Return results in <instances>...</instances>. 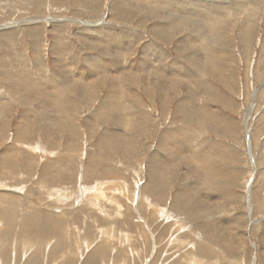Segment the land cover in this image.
Wrapping results in <instances>:
<instances>
[{
    "label": "rangeland",
    "instance_id": "rangeland-1",
    "mask_svg": "<svg viewBox=\"0 0 264 264\" xmlns=\"http://www.w3.org/2000/svg\"><path fill=\"white\" fill-rule=\"evenodd\" d=\"M0 264H264V0H0Z\"/></svg>",
    "mask_w": 264,
    "mask_h": 264
},
{
    "label": "bare ground",
    "instance_id": "bare-ground-1",
    "mask_svg": "<svg viewBox=\"0 0 264 264\" xmlns=\"http://www.w3.org/2000/svg\"><path fill=\"white\" fill-rule=\"evenodd\" d=\"M51 103V102H50ZM102 143V142H101ZM101 195V194H100ZM158 218V217H157ZM129 239V238H128ZM185 257V256H184Z\"/></svg>",
    "mask_w": 264,
    "mask_h": 264
}]
</instances>
